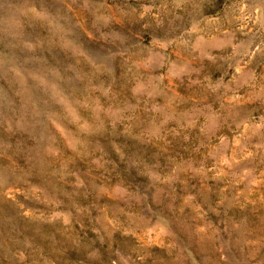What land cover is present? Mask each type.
<instances>
[{"label":"clouds","instance_id":"obj_1","mask_svg":"<svg viewBox=\"0 0 264 264\" xmlns=\"http://www.w3.org/2000/svg\"><path fill=\"white\" fill-rule=\"evenodd\" d=\"M0 264H264V0H0Z\"/></svg>","mask_w":264,"mask_h":264}]
</instances>
